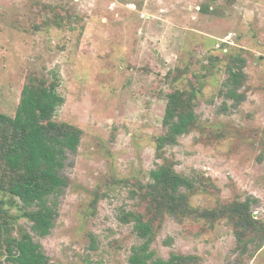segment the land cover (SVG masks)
Here are the masks:
<instances>
[{
    "label": "rangeland",
    "instance_id": "374dc122",
    "mask_svg": "<svg viewBox=\"0 0 264 264\" xmlns=\"http://www.w3.org/2000/svg\"><path fill=\"white\" fill-rule=\"evenodd\" d=\"M233 56L246 59L237 105L224 95ZM31 72L58 74L65 102L55 119L83 131L52 233L36 238L50 264H128L141 240L119 215L132 207L131 184L163 162L155 139L167 94L191 83L203 84L199 125L165 157L214 180L217 189L192 196L196 207L251 199L264 218V0H0V113L15 114ZM238 246L226 219L170 217L152 244L162 258L264 264V243Z\"/></svg>",
    "mask_w": 264,
    "mask_h": 264
},
{
    "label": "trees",
    "instance_id": "16d2710c",
    "mask_svg": "<svg viewBox=\"0 0 264 264\" xmlns=\"http://www.w3.org/2000/svg\"><path fill=\"white\" fill-rule=\"evenodd\" d=\"M209 11L210 6L205 5ZM55 18V24H57ZM246 59L233 56L224 82V95L237 105L245 99L240 92L246 79ZM55 72H31L23 86L13 116L0 113V252L7 264H50L42 243L52 233L58 216V198L69 186L63 173L69 152H77L83 131L78 126L56 121L65 102ZM203 93L201 82L176 87L167 94L163 117L164 134L155 139L157 157L163 162L149 172V181L135 180L129 189L132 207L119 219L132 225L141 243L132 247L128 264H198L199 256L171 252L157 256L152 244L168 217L179 222L226 219L232 224L242 250L264 243V218L254 216L252 200H234L214 208L193 205L192 196L217 189L211 177H191L177 171L173 158L165 157L168 146L178 143L199 125L196 111ZM98 202L95 198L94 205ZM26 219L30 228L20 223ZM171 244V239L166 241ZM238 246V247H239ZM243 252V251H242Z\"/></svg>",
    "mask_w": 264,
    "mask_h": 264
}]
</instances>
